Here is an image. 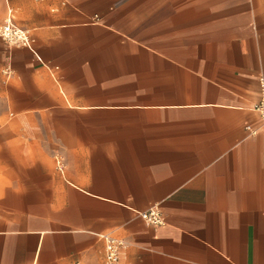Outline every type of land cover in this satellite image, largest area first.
<instances>
[{
    "label": "crops",
    "instance_id": "0c3cea01",
    "mask_svg": "<svg viewBox=\"0 0 264 264\" xmlns=\"http://www.w3.org/2000/svg\"><path fill=\"white\" fill-rule=\"evenodd\" d=\"M0 11L32 28L0 83V264H104L107 234L125 264H264V0Z\"/></svg>",
    "mask_w": 264,
    "mask_h": 264
},
{
    "label": "built area",
    "instance_id": "2783aa9c",
    "mask_svg": "<svg viewBox=\"0 0 264 264\" xmlns=\"http://www.w3.org/2000/svg\"><path fill=\"white\" fill-rule=\"evenodd\" d=\"M0 36L8 43L19 44L24 46H29L32 43V28L31 27H22L16 25L11 21H5L0 25ZM256 109L259 111L262 126L264 127V77H262V97L259 103L256 105ZM247 129L250 133L256 132L257 129H254L251 125H247ZM144 215L156 222L159 223L162 221L161 213L158 209L153 208L148 212H145ZM106 238L109 241L106 253V261L104 264H125L122 259L120 248L114 243L115 238L110 235H106ZM75 264H83L81 262H76Z\"/></svg>",
    "mask_w": 264,
    "mask_h": 264
},
{
    "label": "rangeland",
    "instance_id": "374dc122",
    "mask_svg": "<svg viewBox=\"0 0 264 264\" xmlns=\"http://www.w3.org/2000/svg\"><path fill=\"white\" fill-rule=\"evenodd\" d=\"M20 20H21V15L19 13H14L13 11H10V13L3 14L0 11V25L2 23H4L5 21H11V22L15 23L16 25H19V26H22V27H28V26L22 25ZM22 47H24V45L8 43L0 36V50H1V53H2V57H3V65L0 64V68H1L0 83H2V82L5 83L7 81V79H10V81L15 80L16 82H20V80H21V76L20 75H16V77H13L12 75H9L10 71H11V67L9 66V64L5 65L6 60H8V59H6L5 55L6 54L7 55L11 54L10 51H16L17 53H19L20 52V48H22ZM12 48H13V50H11ZM8 57H10V55ZM9 60H10V58H9ZM0 63H1V59H0ZM9 63H11V62L9 61ZM6 71H8L7 74H5ZM0 97H1V94H0ZM15 144L19 145V144H22V143L17 142ZM51 163L54 164V165L63 164L61 158L52 159ZM114 243L116 245H118V241L117 240L114 241ZM107 247H108V245H107Z\"/></svg>",
    "mask_w": 264,
    "mask_h": 264
}]
</instances>
